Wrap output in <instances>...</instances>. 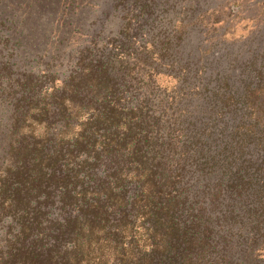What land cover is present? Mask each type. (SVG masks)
<instances>
[{"label": "trees", "instance_id": "16d2710c", "mask_svg": "<svg viewBox=\"0 0 264 264\" xmlns=\"http://www.w3.org/2000/svg\"><path fill=\"white\" fill-rule=\"evenodd\" d=\"M233 1L0 0V264H264V0Z\"/></svg>", "mask_w": 264, "mask_h": 264}, {"label": "rangeland", "instance_id": "374dc122", "mask_svg": "<svg viewBox=\"0 0 264 264\" xmlns=\"http://www.w3.org/2000/svg\"><path fill=\"white\" fill-rule=\"evenodd\" d=\"M180 3L182 2V5L185 7H190L191 5L195 6V9L197 10L196 13H206L204 16V20H207L208 18H211L213 20L214 16L218 15L223 10H227L230 3L234 2L233 0H179ZM251 3V0H248ZM254 1V0H253ZM245 0H240V3L244 4ZM240 8H243V5L240 6ZM209 10V11H206ZM217 10V13H215ZM214 13H209L213 12ZM195 15H180L178 18H183L186 25L184 26V30L189 23V21L196 20L194 19ZM201 19V18H200ZM238 19V18H237ZM197 22V21H196ZM205 22V21H204ZM210 25L207 27L201 26L199 23H195L194 26L188 27V32L190 36L192 37L190 41L186 44V52L189 50H193L195 52H198V46L201 48L206 47H215L219 54H223L226 58L225 64H228L231 60V49L238 50V47H233L234 45L230 44V41L233 39L231 36L224 37L226 40V44L224 47L221 45L222 42L219 41L218 37H222V33L220 32H214L211 28H209ZM116 29V28H114ZM236 36H239L244 33H249L254 28L251 26V23H245L241 22L236 25ZM215 36H218L217 38ZM161 81H165L162 79ZM166 82V81H165Z\"/></svg>", "mask_w": 264, "mask_h": 264}]
</instances>
